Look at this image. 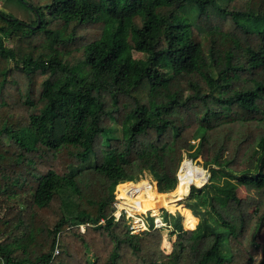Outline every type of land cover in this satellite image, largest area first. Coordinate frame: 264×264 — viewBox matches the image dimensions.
<instances>
[{
	"label": "trees",
	"instance_id": "1",
	"mask_svg": "<svg viewBox=\"0 0 264 264\" xmlns=\"http://www.w3.org/2000/svg\"><path fill=\"white\" fill-rule=\"evenodd\" d=\"M7 1L23 17L0 5V264H253L260 248L264 264V0ZM195 137L226 174L205 183L259 199L248 219L192 187L205 221L172 212L166 253L110 191L129 202L147 169L173 189Z\"/></svg>",
	"mask_w": 264,
	"mask_h": 264
},
{
	"label": "rangeland",
	"instance_id": "2",
	"mask_svg": "<svg viewBox=\"0 0 264 264\" xmlns=\"http://www.w3.org/2000/svg\"><path fill=\"white\" fill-rule=\"evenodd\" d=\"M1 4H3V6L9 7L8 9L14 15H16L18 17H23L22 13H19L20 10L17 8V7H19V5H17L14 1H7V0L1 1L0 0V5ZM13 5H15V6H13ZM19 8H22V7H19ZM10 43L11 42H8V44H10ZM134 56L137 59H139L141 62L145 61V54H143V53L135 52ZM116 134L121 135V129L119 127H117V129H116ZM192 142L196 143V146H195L193 151L188 152V153L187 152L184 153V158H183V161L181 163V168H180L181 170L179 169V171H178V174H177L178 179H177L173 189H171L169 191H164L162 186H161L159 178H158V181H156V179L153 177L152 174H154V172L151 169H147L140 176V179L132 185L131 190L135 189L136 193H137V187L139 186L140 181L143 179H146L145 182L151 186V192L153 194V197L154 196H158L160 198L164 197V199L166 200L165 203L160 205L157 209H153V210L152 209H145L144 208L145 204H143V202L141 201L142 200L141 197L143 195H141V192H140V193H138L137 198H136V193H135L133 195V197L131 198V200L127 203V205L126 204L123 205L124 208H120L118 206V210L124 211L127 213V217L129 219V223H130V226H131L133 232H141L143 230H147V228L149 229L150 224L154 223V226L159 228L164 235L161 248L166 253H169L171 251L172 244H173V241L175 238L174 236L170 237V232L172 230H177L178 229L177 227L180 226L179 228H181V226H182L183 218L181 215H183V217L186 220H194L195 217H198L199 218V224L204 223V221H205L204 220L205 219V211L203 209H198L196 207V202L192 199V195H193V193H191L192 189L190 190L191 187H194V186L199 187V185L192 184V185H190V188H188L187 192L183 193L182 187L188 181V179H187V176L189 174L188 167H195L196 169H198L199 171L202 172V174L200 176L202 185L200 184V187L205 186V188L207 190L209 189L208 191L211 192L210 194L213 196L219 195L220 197H223V198H225V196H227V199H229V205L234 207L235 210H238L239 206L237 205V202L234 199L233 195H237L240 198V200L242 202H244L240 208H243L244 210L248 211L247 212V215H248L247 218L248 219H249V217H251L252 211L254 210L255 206L257 205V202L259 199L257 189L253 188L251 186L239 185L238 189H237V193L234 191L233 192L230 191L229 193L225 194L223 191L218 192L215 188L210 186L209 185L210 181L205 183L206 177L208 176V180H211L210 179L211 173H213L215 171H220V173H222L225 176H226V174L224 172H222L221 169L217 165L214 164V162H212V157L214 155V152L211 150L210 145H206V144L201 143L200 140L198 139V137H195V139H193ZM204 165L209 170L208 174H207V169L204 167ZM179 173H180V176L184 177L181 182H180ZM230 180L232 181L231 188H236L237 187V180H235V179H230ZM157 182H158V184H157ZM158 186H159L160 191L164 194L159 192ZM131 190H126V192L123 194V200L126 199L125 195H128ZM143 192L144 191H142V193ZM120 194H121V189H120ZM120 194L116 196V199H119ZM110 196L113 200H116L111 195V191H110ZM174 198L175 199L182 198V200L179 204H177L176 201H174L175 200ZM116 202L118 205L119 201L116 200ZM171 203H173V207H171ZM138 205L143 206L144 211L142 213H137L136 211L131 212V213L129 212V210H134V209L137 210ZM191 205H193V209L189 208V206H191ZM226 209L232 215V217H234L233 210L231 208L230 209L226 208ZM166 210L169 212V214L166 213ZM174 211L179 212L181 214V215L180 214L177 215L176 221H173V219L171 218V215H170ZM1 213L2 212L0 211V215H1ZM195 215H197V216H195ZM178 219H180L181 225H178ZM83 228H84V226L82 227V230L84 231ZM261 258H262V250L260 248L256 251H254L255 262L253 264H256L257 262H259L261 260Z\"/></svg>",
	"mask_w": 264,
	"mask_h": 264
},
{
	"label": "bare ground",
	"instance_id": "3",
	"mask_svg": "<svg viewBox=\"0 0 264 264\" xmlns=\"http://www.w3.org/2000/svg\"><path fill=\"white\" fill-rule=\"evenodd\" d=\"M206 180H207V177H206ZM145 181H146V179H143V180L140 181L139 186L138 187L136 186L137 187V193H136V190H135L131 194V198L133 197V195L135 193H136V198H137L138 193L141 192V195H143L141 197V199H142L141 201L143 202V204H145V207L144 208L145 209H152V210L153 209H157L160 205H162L163 203H165L166 200L164 199V197H161V198L158 197V196H154L153 197V194L151 192V186L149 184H147ZM189 187H190V182L187 181V183L184 184L183 187H182L183 188V193H186ZM142 191H144V192L142 193ZM116 200L119 201V207L120 208H124L123 205L124 204L127 205V203H128V202H121V204H120V199H116ZM179 200H182V198L176 200V203L177 204L180 203ZM144 208H143V206L138 205L137 206V210L136 209L129 210V212L131 213V212H135L136 211L137 213H142L144 211Z\"/></svg>",
	"mask_w": 264,
	"mask_h": 264
},
{
	"label": "built area",
	"instance_id": "4",
	"mask_svg": "<svg viewBox=\"0 0 264 264\" xmlns=\"http://www.w3.org/2000/svg\"><path fill=\"white\" fill-rule=\"evenodd\" d=\"M115 202V206H116V209H115V211H114V216H115V218L116 219H119L120 217H121V215H122V212L123 211H120V210H118V206H119V204L117 205V202H116V200H114ZM82 227H83V225H82ZM84 229V228H83ZM148 229V228H147ZM131 230H132V228H131ZM132 232H133V230H132ZM58 252V251H57Z\"/></svg>",
	"mask_w": 264,
	"mask_h": 264
},
{
	"label": "crops",
	"instance_id": "5",
	"mask_svg": "<svg viewBox=\"0 0 264 264\" xmlns=\"http://www.w3.org/2000/svg\"><path fill=\"white\" fill-rule=\"evenodd\" d=\"M174 199H175V198H174ZM174 199H173V200H174ZM176 200H177V199H175L174 201H176ZM171 207H173V203H171Z\"/></svg>",
	"mask_w": 264,
	"mask_h": 264
},
{
	"label": "water",
	"instance_id": "6",
	"mask_svg": "<svg viewBox=\"0 0 264 264\" xmlns=\"http://www.w3.org/2000/svg\"><path fill=\"white\" fill-rule=\"evenodd\" d=\"M181 168V167H180ZM181 170V169H180ZM199 188H200V186H199ZM192 189V187L190 188V190ZM179 202H181V200H179Z\"/></svg>",
	"mask_w": 264,
	"mask_h": 264
}]
</instances>
